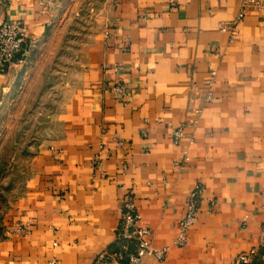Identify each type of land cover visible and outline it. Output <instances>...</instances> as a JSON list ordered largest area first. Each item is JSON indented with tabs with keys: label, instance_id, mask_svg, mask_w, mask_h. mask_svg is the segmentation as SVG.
<instances>
[{
	"label": "crops",
	"instance_id": "1",
	"mask_svg": "<svg viewBox=\"0 0 264 264\" xmlns=\"http://www.w3.org/2000/svg\"><path fill=\"white\" fill-rule=\"evenodd\" d=\"M110 1V20L59 105L57 131L31 155L0 264H91L124 240L133 247L119 236L124 197L152 245L164 247L161 257L144 255L148 264H234L264 225V10L248 6L229 39L219 22L240 0ZM14 17L25 21L27 45L0 70V89L50 22L36 0H0V20ZM117 78L128 86L120 99L110 89ZM183 148L188 157L174 164ZM196 181L197 218L177 243ZM246 264H264V254Z\"/></svg>",
	"mask_w": 264,
	"mask_h": 264
},
{
	"label": "rangeland",
	"instance_id": "2",
	"mask_svg": "<svg viewBox=\"0 0 264 264\" xmlns=\"http://www.w3.org/2000/svg\"><path fill=\"white\" fill-rule=\"evenodd\" d=\"M50 22L0 89V237L26 187L31 155L58 129L57 111L88 43L109 22L110 0H36Z\"/></svg>",
	"mask_w": 264,
	"mask_h": 264
},
{
	"label": "built area",
	"instance_id": "3",
	"mask_svg": "<svg viewBox=\"0 0 264 264\" xmlns=\"http://www.w3.org/2000/svg\"><path fill=\"white\" fill-rule=\"evenodd\" d=\"M264 10V0H240L239 7L232 19L220 20V27L227 28L230 31L229 39L235 32L236 22L246 13L247 7ZM27 27L22 17L4 18L0 20V70H5L8 64L14 59L17 52L25 50V41L27 38ZM32 43V42H30ZM117 64L114 68L117 69ZM214 73V70H212ZM111 92L116 98H123L128 91V86L117 78L110 87ZM211 89L208 88L206 98L210 99ZM182 132V127L177 126L172 130V138L177 140ZM188 157L186 148H183L179 157L174 160V164H179L181 160ZM93 163L101 164V158H93ZM201 191V184L196 181L189 189L186 199V208L184 214L178 220V230L174 238L175 242L181 243L185 240L187 228L197 218V200ZM264 208V202H263ZM149 227L143 223L141 212L136 207L130 197H124L122 200V209L120 215L119 236L124 239L133 238V247L129 246L127 241H122L119 248L111 253L102 251L93 259L91 264H113V259L119 261L125 257V264H148L144 255L152 253L161 257L164 247H154L148 236ZM259 252L264 254V225L260 239L257 244L250 246L247 250L239 251L234 257V264H246L250 262ZM114 256L113 258H111ZM55 260L50 258L48 264H54Z\"/></svg>",
	"mask_w": 264,
	"mask_h": 264
},
{
	"label": "trees",
	"instance_id": "4",
	"mask_svg": "<svg viewBox=\"0 0 264 264\" xmlns=\"http://www.w3.org/2000/svg\"><path fill=\"white\" fill-rule=\"evenodd\" d=\"M26 45H27V42L25 41V47H26ZM21 53H23V52H17L16 55L14 56V59H15L16 57H21V56H22Z\"/></svg>",
	"mask_w": 264,
	"mask_h": 264
}]
</instances>
